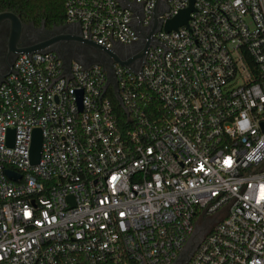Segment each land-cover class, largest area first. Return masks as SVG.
Returning a JSON list of instances; mask_svg holds the SVG:
<instances>
[{"label": "built area", "instance_id": "obj_1", "mask_svg": "<svg viewBox=\"0 0 264 264\" xmlns=\"http://www.w3.org/2000/svg\"><path fill=\"white\" fill-rule=\"evenodd\" d=\"M161 2L138 69L21 53L0 82V264H171L197 226L186 264H264V0H194L170 31L190 0L64 5L127 60Z\"/></svg>", "mask_w": 264, "mask_h": 264}, {"label": "water", "instance_id": "obj_2", "mask_svg": "<svg viewBox=\"0 0 264 264\" xmlns=\"http://www.w3.org/2000/svg\"><path fill=\"white\" fill-rule=\"evenodd\" d=\"M193 1L194 0H190L189 6L187 8H185L178 15H176L175 17L171 18L170 20H168L166 22V24L164 25V29L166 31H170L172 29L178 28L181 25L187 24V21L189 18V13L193 9ZM165 8H166V6L162 2L160 4V7H158L156 5V7L154 8V15H153V21H152L151 29L149 30V32L147 34V40H140L139 52L137 54H134V56L132 58H128L127 60H123V59L119 58L118 55H116L113 51L106 49V48L96 44L95 42L89 40V39H85L81 33V30H80V27L78 24H69L68 26L78 27L79 31H80L79 36H76L75 34L72 33L73 31H71V30H73V28H69L68 30H70V31L66 35L57 36V37H54L51 39L38 41V42L33 43L32 45L21 48L20 54L21 53L32 54L35 52L54 51L64 60V62L67 66H70V64L73 60L79 61L83 64H88L89 61L87 60V57L84 54H76V55L62 54L61 52L57 51V49H55V47L61 41H65V42L66 41H78V42H82V46H86L87 43H91L94 46L100 48L105 55L111 56L115 61L119 62L120 64H123L126 66H132L133 68L137 67V69H138V68H140V65L136 66V64L142 62V60L145 57V51H146L147 47L149 46L150 43H152V41L150 39V35L152 32H154L158 28V26L160 24V21L157 18L158 12L162 9H165ZM5 21H9L11 23L10 45H15L19 41L21 34H22V31H23V27L26 25V23L22 20L20 15L16 14L15 12H12V11H4V12L0 13V23L5 22ZM129 46H131V45H129ZM133 62H135V64H133ZM12 66L10 67V69L5 74L0 75V82H2L4 80V78L11 72ZM81 95L82 94H80V99H79L80 105H81V101H82ZM120 105H121V103H120ZM14 134H15V131L10 130V132H9V137L11 139L10 144H13ZM41 150H42V131H41V129L37 128L34 131L33 143H32L31 158H32L33 163L39 162L40 157H41ZM6 173H7V175H9L11 177L15 175V173L9 169L6 170ZM206 230H207L206 228H203L201 226H197L195 228V230L193 231L192 235L190 236V238L187 240V242L184 245L183 249L181 250L179 256L171 264H186V262L189 260V258L191 256V254L193 253V251L196 249V247L199 245L200 241L202 240Z\"/></svg>", "mask_w": 264, "mask_h": 264}, {"label": "flooded vegetation", "instance_id": "obj_3", "mask_svg": "<svg viewBox=\"0 0 264 264\" xmlns=\"http://www.w3.org/2000/svg\"><path fill=\"white\" fill-rule=\"evenodd\" d=\"M1 12L4 11H0V13ZM24 22L26 25L23 27L21 37L15 45H10L11 23L9 21L0 23V75L5 74L10 69L20 54L21 48L32 45L38 41L66 35L70 31L68 30L69 28H73L71 31H73L72 33L76 36H79L80 32L78 27L68 26L69 23L67 22L61 25L53 24L52 26L47 24L45 20L40 24H35L34 21ZM139 48L140 41H137L128 47H121L122 51L134 52V54L139 52ZM55 49L62 54H84L88 61L95 60L104 54L100 48L93 44L87 43L86 46H82V42L78 41H61Z\"/></svg>", "mask_w": 264, "mask_h": 264}, {"label": "trees", "instance_id": "obj_4", "mask_svg": "<svg viewBox=\"0 0 264 264\" xmlns=\"http://www.w3.org/2000/svg\"><path fill=\"white\" fill-rule=\"evenodd\" d=\"M0 11L15 12L24 21H34L35 24L43 20L51 26L67 22L64 0H0ZM113 101L116 104L114 97Z\"/></svg>", "mask_w": 264, "mask_h": 264}]
</instances>
